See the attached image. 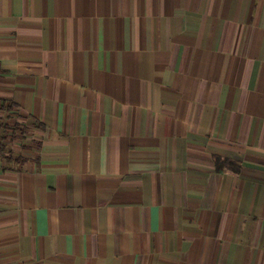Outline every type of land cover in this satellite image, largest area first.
Wrapping results in <instances>:
<instances>
[{
  "label": "crops",
  "instance_id": "0c3cea01",
  "mask_svg": "<svg viewBox=\"0 0 264 264\" xmlns=\"http://www.w3.org/2000/svg\"><path fill=\"white\" fill-rule=\"evenodd\" d=\"M3 102L0 264H264V0H0Z\"/></svg>",
  "mask_w": 264,
  "mask_h": 264
},
{
  "label": "trees",
  "instance_id": "16d2710c",
  "mask_svg": "<svg viewBox=\"0 0 264 264\" xmlns=\"http://www.w3.org/2000/svg\"><path fill=\"white\" fill-rule=\"evenodd\" d=\"M0 110H4L7 113L16 111L11 103L4 102L1 103ZM4 129L5 132L2 136L3 140L13 142L15 140H22L24 138L25 128L20 123L7 125L4 127ZM0 156L4 157L9 163L18 160H24L22 157H17L11 147L7 146L3 141L0 142Z\"/></svg>",
  "mask_w": 264,
  "mask_h": 264
}]
</instances>
